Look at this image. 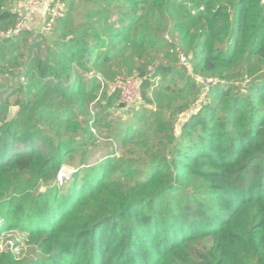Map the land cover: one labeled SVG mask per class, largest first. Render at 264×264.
I'll return each mask as SVG.
<instances>
[{
	"label": "trees",
	"instance_id": "trees-1",
	"mask_svg": "<svg viewBox=\"0 0 264 264\" xmlns=\"http://www.w3.org/2000/svg\"><path fill=\"white\" fill-rule=\"evenodd\" d=\"M61 1L47 37L0 0V238L34 250L0 264H264V0Z\"/></svg>",
	"mask_w": 264,
	"mask_h": 264
},
{
	"label": "built area",
	"instance_id": "built-area-1",
	"mask_svg": "<svg viewBox=\"0 0 264 264\" xmlns=\"http://www.w3.org/2000/svg\"><path fill=\"white\" fill-rule=\"evenodd\" d=\"M13 12L18 15V22L13 29L7 30L2 33L3 36H14L21 33V31L27 29L34 33V36H46L53 32L54 21L64 15L65 4L61 0H16L13 6ZM39 16L41 20V31L38 32L33 24L35 18ZM180 61L182 64L190 68V63L187 56L184 53L180 54ZM100 79H102L99 76ZM24 79V78H23ZM208 82L213 81L208 79ZM141 79L131 77L127 79H120L111 84L106 85L103 81L102 90L107 87L109 92L120 90V99L127 106L134 107L138 104L141 95ZM101 90V91H102ZM66 174L62 170L59 179ZM14 244L13 240H8V245Z\"/></svg>",
	"mask_w": 264,
	"mask_h": 264
},
{
	"label": "rangeland",
	"instance_id": "rangeland-1",
	"mask_svg": "<svg viewBox=\"0 0 264 264\" xmlns=\"http://www.w3.org/2000/svg\"><path fill=\"white\" fill-rule=\"evenodd\" d=\"M35 25V29L40 32L41 31V20L39 19V16H37L35 18V21L33 23ZM47 37H53L55 35V32H51L50 34H45ZM181 63V62H180ZM15 96L11 97V100L14 101ZM17 107L16 106H11L10 109V117L14 116L15 113L17 112ZM123 110L119 109V110H115L112 117L119 119L120 116L123 115V118H126L125 116H127L126 114H123ZM98 138H97V142L95 144V146L93 148H91V152L88 156V163H95L98 162L100 160H102L107 154L115 151V149L117 151H121L120 147L117 146L115 144L114 141L111 140V138L109 137V132L107 130L105 131H99L98 133ZM65 174H69L70 172L73 171V169L71 167L68 166H64L63 169ZM13 240L14 244H11V246L8 245V240ZM7 247H12L13 250L15 251V253L19 256V257H25V256H29L32 255L34 253L33 247L29 246L26 243V235L23 233H20L18 231H9L6 233H3L1 235L0 238V249L4 250Z\"/></svg>",
	"mask_w": 264,
	"mask_h": 264
}]
</instances>
